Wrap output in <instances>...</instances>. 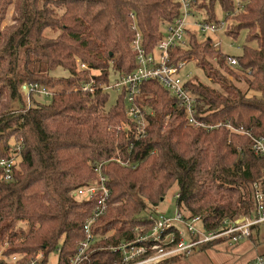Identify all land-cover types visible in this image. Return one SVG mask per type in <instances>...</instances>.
I'll return each instance as SVG.
<instances>
[{"label":"trees","instance_id":"obj_1","mask_svg":"<svg viewBox=\"0 0 264 264\" xmlns=\"http://www.w3.org/2000/svg\"><path fill=\"white\" fill-rule=\"evenodd\" d=\"M206 1L196 3L206 14L201 20L221 28L215 7L219 3L226 14L223 22H233L227 23L225 34L235 41L242 34L246 37L242 54L222 53L221 42L202 40L192 27L187 44L171 52L170 64L195 63L204 72L205 82L192 76L185 86L196 101V117L220 127L189 125L184 102L157 82L147 81L136 100L145 113L154 114L147 115L148 137L136 140L125 93L119 92L116 105L109 107L111 91L103 85L137 68L132 42L138 33L145 52L155 51L163 24L181 15L179 2L0 0V80L10 70L11 54L25 50L29 58H46L51 50L63 58L70 74L67 82H60L71 86L96 81L95 93L65 89L55 92L49 103H37L33 94L38 90L28 105L22 86L40 87L51 81L34 75L30 59L15 69L21 108L7 112L0 108V159L21 147L12 180L5 182L0 169V245L9 242V254L44 252V262L50 264L57 253L59 264H71L100 199L79 198L75 192L93 185L98 180L96 165L106 161L108 210L92 224L95 240L83 264H112L117 255L111 246L134 239L136 226L151 230L155 224L151 217L162 214L158 208L175 185L181 226L190 240L197 236L185 222L198 216L207 231L241 216H257L255 184L264 183V157L255 155L250 135L233 131L228 124L264 137V0ZM12 6V24L2 28ZM230 57L238 64L233 66ZM84 64L87 68L82 69ZM240 72L245 87L229 78L240 80ZM5 88H0V97ZM119 154L131 164L113 160ZM260 225L253 226L249 238ZM219 244L228 246L226 239H217L193 253ZM184 256L189 255L160 264Z\"/></svg>","mask_w":264,"mask_h":264},{"label":"built area","instance_id":"obj_2","mask_svg":"<svg viewBox=\"0 0 264 264\" xmlns=\"http://www.w3.org/2000/svg\"><path fill=\"white\" fill-rule=\"evenodd\" d=\"M177 1L180 4L181 15L173 23L168 24V32L163 34L155 51L152 53L145 52L142 36L138 33L132 42L133 51L138 56L137 68L129 75L120 76L114 84L103 85L105 91L115 90L118 93H125L127 113L135 128L136 140H144L148 137L147 115L154 114L152 110L145 113L136 100L141 92V85L147 81L157 82L160 86L165 87L175 98L184 102L189 125L203 127L206 130L219 128L221 125H206L196 117V101L185 86L186 82L193 75L191 73H183L182 69L186 63L171 65L170 61L173 49L178 45L185 46L187 44V32L192 25H195L196 30L202 33L203 36H208V34L215 35L218 31H221L225 22L219 28L216 23L206 22L204 19L195 20L193 18L197 16V0ZM192 19L195 21L191 23ZM218 45L216 44L215 47ZM229 62L233 66L238 64L237 59L232 57H230ZM81 68H87L86 64L81 65ZM95 82V79L90 83L76 81L70 86V89L95 93L96 89L93 86ZM38 90L50 96L54 95L49 88L39 87L37 84L25 83L22 86V91L26 93L28 99H31V94ZM228 127L233 131L244 132L250 135L255 155L264 157L263 136L257 138L252 136L248 131L233 128L230 124H228ZM117 130L122 131L123 126H118ZM20 149V146H15L9 153V158L0 159V169L3 170V179L5 182H9L13 178L14 168L20 156ZM113 160L124 166L131 164L130 159L124 160L120 154ZM106 163L107 161L96 165L98 180L93 185L80 188L75 192V195L79 198H86L88 200L89 198L99 196L100 199L98 201V207L94 210L95 214L85 226L87 234L86 240L80 243L79 251L71 260V264H83L84 260L88 258L86 252L90 250L95 240V235L91 229L92 224L104 216L108 210L111 189L108 186V176L103 172V165ZM255 189L257 200L256 208L258 210L256 217L241 216L224 222L219 229L207 231L204 229V226H201L202 219L198 216L189 222H185L191 233L197 236L195 240H190L186 237V231L181 226L183 217L179 212L174 216H166L164 213L155 215L151 217L155 222L151 230H147L145 226H136L134 239L122 241L119 246H111V249L117 255V258L114 259L112 264H160L168 259L183 256V254L190 255L196 247L206 243H212L217 239H226L227 245L230 247L232 244H237L245 240V238H249L252 235L253 226L260 225L264 222V183L259 182L255 184ZM178 234L181 235L179 240H177ZM8 249L9 242L6 241L0 245V264H45L44 252H40L35 256H28L20 253L9 254ZM100 250H103V248H100ZM252 264H264V256H259Z\"/></svg>","mask_w":264,"mask_h":264},{"label":"rangeland","instance_id":"obj_3","mask_svg":"<svg viewBox=\"0 0 264 264\" xmlns=\"http://www.w3.org/2000/svg\"><path fill=\"white\" fill-rule=\"evenodd\" d=\"M202 1L206 0H198L199 4L202 3ZM208 1V0H207ZM206 1V2H207ZM216 7V18L220 20L223 23V19L225 18V12L223 11L222 7H220L219 3L215 5ZM8 15L6 19L4 20L2 24V28H4L7 25L12 24L13 16H14V7H10L8 11ZM196 18H193L195 20L202 19L205 15L204 11H201L199 8L197 9ZM191 21V23L195 20ZM230 25L233 23L231 20L228 22H225V25L221 28V31H218L215 35L208 34V36H203L201 33L197 32L195 25H192V27L195 29V31L198 33V37L203 39H206L208 37L213 38L215 43L221 42V51L222 53H226L229 55L234 56H240L242 54L243 45L246 43V37L244 35H240L238 40H232V38L228 37L225 32L227 23ZM191 27V28H192ZM162 30L164 33L168 32V24H163ZM27 51L23 50L21 54L13 53L9 57L10 61V67L9 71L6 73V75L3 77L2 80H0V88L2 85H5L6 88L3 90L2 95L0 97V108L4 111H14L18 110L21 107L20 104V92L16 89V80L14 77L15 69L17 71L20 70L24 62L27 60H32V67L34 71V75L44 78V80L51 81V83H45L48 85L50 90L53 92H60L67 89L68 91L71 90L70 86H66L65 82H67L70 78V74L65 69V63H63V58L58 56L59 54L53 51H48V57H39V56H33L29 58L27 56ZM43 52V51H42ZM211 61L214 63L216 62L214 58H211ZM51 62H54V65L51 64ZM215 64V63H214ZM216 65V64H215ZM183 73H191L195 78H199L201 81L205 82L206 76L202 70L195 64V63H189L182 69ZM96 73V72H94ZM240 80H235L234 76H230V80L234 81V83L238 84L240 87H245L246 84L244 83L242 73L240 72ZM52 77V78H51ZM37 78V77H36ZM60 80H63L65 82H60ZM60 82V83H59ZM111 84L115 83V80L113 78L111 79ZM44 85L40 87H45ZM25 93V92H24ZM34 95V98L36 102H42V103H49L51 100L50 95H47L42 92H36ZM118 92L115 90L111 91V98L108 102V106L112 107L116 105ZM26 96V93L24 97ZM27 99V104L31 105L33 100ZM177 192H178V186L175 185L172 189L169 190V192L166 194V198L163 202H161L158 211L160 213H164L167 215L174 216L177 211ZM118 205V204H117ZM255 234L252 236V238H245V240H242L241 242L237 244H232L230 247L226 245H216L215 248H209L206 250H201L199 252L193 253L189 256H184L181 259H177L176 261L169 262L168 264H252L259 256H262L264 254V222L261 223V225L255 229ZM58 255L57 253H54L51 255L50 264H57L58 261Z\"/></svg>","mask_w":264,"mask_h":264}]
</instances>
